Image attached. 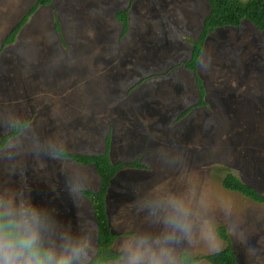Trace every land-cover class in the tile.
<instances>
[{"label": "rangeland", "instance_id": "obj_1", "mask_svg": "<svg viewBox=\"0 0 264 264\" xmlns=\"http://www.w3.org/2000/svg\"><path fill=\"white\" fill-rule=\"evenodd\" d=\"M36 1L0 0V50ZM126 10L124 34L117 14ZM209 11L207 0L40 6L0 52V135L28 123L0 151L2 201L11 193L17 204L40 206L56 244L85 241L90 259L98 226L82 191H97L101 179L93 165L60 153L101 154L110 136L114 163L143 167L112 181L108 213L119 234L113 249L123 256L106 264H127L141 237L172 236L170 264H182V253L212 254L227 245L220 225L241 264H264V203L222 183L232 173L264 195V31L245 20L206 39L199 104L195 72L179 65L191 58Z\"/></svg>", "mask_w": 264, "mask_h": 264}, {"label": "trees", "instance_id": "obj_2", "mask_svg": "<svg viewBox=\"0 0 264 264\" xmlns=\"http://www.w3.org/2000/svg\"><path fill=\"white\" fill-rule=\"evenodd\" d=\"M210 6V11L205 17L203 28L198 37L193 41L191 58L187 62L180 63L179 66H184L188 70L195 72L198 86L201 92V101L206 96V91L202 79L197 75L198 62L201 58L206 39L217 29L222 27H241L245 20L251 22L259 31H264V0H207ZM53 0H37L26 15L18 24L12 28L8 36L3 41L1 50L9 43L14 42L25 23L38 10L40 6H49ZM117 19L123 23V33L126 34L129 28L128 10L118 12ZM57 30L60 32L61 27L57 23ZM0 50V52H1ZM187 111L181 113V116L187 114ZM27 122L21 125H15L11 131L0 135V151L15 137H17L23 128L27 126ZM111 139L107 138V146L101 154H75L65 151L60 153V156L69 159L77 164L93 165L101 179L100 188L95 190H83L82 194L89 199L92 204L94 216L98 226V242L96 253L87 260V264H106L119 261L122 254L113 249L119 234L113 230L111 225L107 196L116 175L126 169L138 168L142 169V165L138 161H120L114 163L110 157ZM224 187L228 190L236 191L243 196L257 203H264V195L254 185L246 183L232 173H227L222 181ZM0 202H3L0 197ZM219 237L227 243L223 250L212 254L191 257L187 253L181 254L182 264H195L201 260H206L211 264H241L237 252L234 248L233 239L226 226L220 225L217 228Z\"/></svg>", "mask_w": 264, "mask_h": 264}, {"label": "clouds", "instance_id": "obj_3", "mask_svg": "<svg viewBox=\"0 0 264 264\" xmlns=\"http://www.w3.org/2000/svg\"><path fill=\"white\" fill-rule=\"evenodd\" d=\"M170 223L176 230L183 229L179 221ZM172 239L141 237L129 250L127 264H170L167 245ZM87 249L80 240L57 245L52 221L33 202L17 204L11 193L7 202H0V264H87Z\"/></svg>", "mask_w": 264, "mask_h": 264}, {"label": "crops", "instance_id": "obj_4", "mask_svg": "<svg viewBox=\"0 0 264 264\" xmlns=\"http://www.w3.org/2000/svg\"><path fill=\"white\" fill-rule=\"evenodd\" d=\"M124 27V26H123ZM77 164V163H76Z\"/></svg>", "mask_w": 264, "mask_h": 264}]
</instances>
